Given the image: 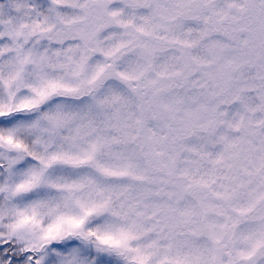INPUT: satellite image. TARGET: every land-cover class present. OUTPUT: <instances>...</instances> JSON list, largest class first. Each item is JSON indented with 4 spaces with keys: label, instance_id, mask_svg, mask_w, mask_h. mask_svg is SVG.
<instances>
[{
    "label": "snow or ice",
    "instance_id": "6c2138e0",
    "mask_svg": "<svg viewBox=\"0 0 264 264\" xmlns=\"http://www.w3.org/2000/svg\"><path fill=\"white\" fill-rule=\"evenodd\" d=\"M0 264H264V0H0Z\"/></svg>",
    "mask_w": 264,
    "mask_h": 264
}]
</instances>
